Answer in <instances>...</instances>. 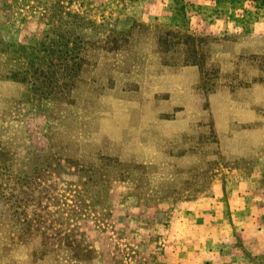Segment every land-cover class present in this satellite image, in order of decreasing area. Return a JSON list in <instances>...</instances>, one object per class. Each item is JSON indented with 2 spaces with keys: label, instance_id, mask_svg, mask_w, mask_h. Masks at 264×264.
I'll use <instances>...</instances> for the list:
<instances>
[{
  "label": "rangeland",
  "instance_id": "obj_1",
  "mask_svg": "<svg viewBox=\"0 0 264 264\" xmlns=\"http://www.w3.org/2000/svg\"><path fill=\"white\" fill-rule=\"evenodd\" d=\"M0 264H264V0H0Z\"/></svg>",
  "mask_w": 264,
  "mask_h": 264
},
{
  "label": "trees",
  "instance_id": "obj_2",
  "mask_svg": "<svg viewBox=\"0 0 264 264\" xmlns=\"http://www.w3.org/2000/svg\"><path fill=\"white\" fill-rule=\"evenodd\" d=\"M72 16L78 22L77 24L87 25L90 23V20L87 21L85 19H82L77 14H72ZM64 27L72 28L71 24L67 25L63 21L58 22L57 25H54V29H52L54 34H56V37L50 41L52 47L50 49H47V56L50 59L56 60L58 63H61L62 66L56 70L57 81L68 78L72 74L74 75V73H77L79 71V66L82 65V63H85L82 57L83 55L81 56L79 53L80 45L84 43L83 37L77 35V29L74 28L67 29L66 32L60 33L64 29ZM190 37L195 39V37ZM23 73L24 72L21 71V69L17 70L12 73V77L24 81L25 79L22 77ZM27 76L28 74L26 75V77ZM53 81L54 79H51L49 83L50 86H52ZM45 83L47 84V81Z\"/></svg>",
  "mask_w": 264,
  "mask_h": 264
}]
</instances>
